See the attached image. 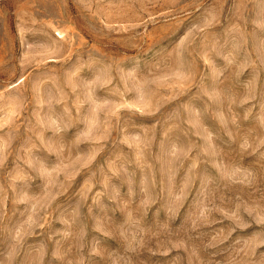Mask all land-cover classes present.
Returning <instances> with one entry per match:
<instances>
[{"label": "rangeland", "instance_id": "obj_1", "mask_svg": "<svg viewBox=\"0 0 264 264\" xmlns=\"http://www.w3.org/2000/svg\"><path fill=\"white\" fill-rule=\"evenodd\" d=\"M0 264H264V0H0Z\"/></svg>", "mask_w": 264, "mask_h": 264}]
</instances>
